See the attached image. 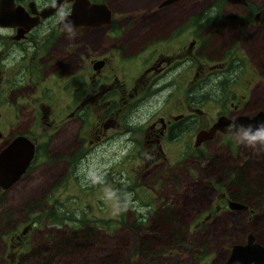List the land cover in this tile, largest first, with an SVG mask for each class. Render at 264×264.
Here are the masks:
<instances>
[{
  "label": "flooded vegetation",
  "instance_id": "af4514ba",
  "mask_svg": "<svg viewBox=\"0 0 264 264\" xmlns=\"http://www.w3.org/2000/svg\"><path fill=\"white\" fill-rule=\"evenodd\" d=\"M56 1L0 0V154L5 158V149L17 138H23L32 146L31 157L23 171L13 182L4 187L0 185L1 202L14 187L26 196L32 176H36L37 160L53 158L49 151L57 149V140L64 134L63 129L69 120L78 122L79 126L85 125L92 107L95 122L91 133L96 134L95 140L112 130V126H117L119 119L124 121L123 133L129 136L135 130L133 121L136 119L133 118H137L141 109L149 106L151 101L158 102L157 97L168 86L173 88L172 95L161 103L157 111L151 112L153 114L143 121L144 126L140 128L147 148L146 155L153 157L149 158L150 164H155L162 154L163 144L172 143L183 133H194L193 147L196 150L213 140L215 135L250 140L246 138L244 126L230 123L215 129L210 138L196 141V134L207 131L218 118L224 117L232 122L237 117H251L263 111L257 104L260 97L249 98L251 105L244 111L242 106L247 98L243 95L237 98L235 93H229L228 87L231 83L233 85L237 76L235 71L230 70L234 68V63L238 68L241 65L231 49L232 44L224 47L216 57L209 58L215 48L216 37L200 33L214 27L209 25L216 21L197 18L192 13L182 19V9L189 5L192 10L196 7V0H86L91 5L104 7L109 13L108 19L100 17L94 21L95 25L68 28L62 26V19L70 14L73 0L64 1L50 11ZM134 1H146V4L134 5ZM214 1L210 0L207 11L215 9ZM216 1L222 3L221 11L224 7L242 8V13L232 16L238 20L236 36H241L245 28L260 23L262 10L253 8L248 0H244L245 5ZM140 11L145 12L141 14ZM202 22V29L199 30ZM248 31L242 37L246 38ZM214 32L215 29L211 33ZM228 41H231L230 38ZM240 45L245 49L241 42ZM157 46L167 48L168 52H157ZM208 52H211L210 55ZM252 69L260 71L255 61ZM182 71H186L183 99L173 94L180 87ZM57 100L59 103H56ZM210 104L214 105V113L207 117L200 107L212 109ZM177 108L182 110L176 111ZM159 111L161 113L158 114ZM128 119L131 122L125 123ZM39 122L44 126L41 127ZM84 140V132L79 137L78 132L74 134L72 156ZM126 141L134 146L139 143L129 137ZM18 151L14 153L16 156L20 155ZM244 154L245 157L249 155L248 151ZM23 155L24 152H21ZM57 156L61 157L60 154ZM58 157L54 158L56 162L67 161L69 164L70 157L67 160ZM253 162L252 158H244L241 166L234 165L228 170L229 178L233 180L237 172H246V167L252 166ZM1 167L3 182L6 180V169L3 165ZM64 173L63 166L56 180L64 179ZM224 190L216 198V211L221 204L229 209L227 202L232 200L230 194L236 193ZM34 195L35 189L29 192L31 198ZM242 205L248 213L253 212L248 205ZM170 210L171 207L166 206L159 209L163 214ZM24 218L9 237L14 240L11 247L19 251L29 244L33 230V218ZM12 226L15 227V224ZM260 227L259 239L253 241L264 252V226ZM91 235L94 236L93 231ZM85 239L89 237L85 236ZM95 240L84 242L82 238L74 248L90 247L89 243ZM13 260L11 256L9 264ZM226 264L238 262L226 261Z\"/></svg>",
  "mask_w": 264,
  "mask_h": 264
},
{
  "label": "rangeland",
  "instance_id": "374dc122",
  "mask_svg": "<svg viewBox=\"0 0 264 264\" xmlns=\"http://www.w3.org/2000/svg\"><path fill=\"white\" fill-rule=\"evenodd\" d=\"M248 1L262 13L260 23L245 28L241 36H236L238 20L232 17L242 13L240 7H224L221 11L222 3L217 2L215 9L209 12L206 6L210 0H196L192 10L189 5L182 9V19L192 13L197 18L216 21L209 25L214 27L200 33L216 37L212 54L208 52L209 58L216 57L224 47L232 44L231 49L241 65L238 68L234 63L230 70L237 76L228 87L229 93H235L237 98L240 95L247 98L242 106L244 111L251 105L249 98L260 97L257 104L264 111V0ZM141 2L146 4V1H138L134 5ZM144 12L140 11L141 14ZM204 22L199 24V30ZM213 29L215 32L211 33ZM247 30L246 38L242 37ZM157 47V52H168L167 48ZM248 54L260 71L252 69L254 61ZM185 76L186 71H182L180 87L173 93L182 99L186 89ZM172 90L168 86L157 97L158 102L153 100L141 109L137 118H133L136 119L133 121L135 130L129 136L123 133L124 121L119 119L117 126H112V130L95 140L96 134L91 133L95 122L92 107L85 125L68 121L64 134L57 140V149L49 151L53 158L37 160L36 176H32L26 196L14 187L4 201H0V264H9L11 256L14 258L11 264H226L232 245L244 243L248 234L258 241L262 232L260 226H264V144L246 147L242 137L215 135L213 140L196 150L194 133H183L172 143L163 144L162 154L155 164L149 163L151 155H146L140 128L153 114L151 112L157 111L172 95ZM210 105L212 109L200 107L207 117L214 113V105ZM129 122L130 119L125 123ZM39 125L44 126L42 122ZM76 132L78 137L84 132L86 140L72 156ZM261 136L264 131L256 137ZM127 137L139 143L134 146L126 141ZM244 151L249 155L245 157ZM59 154L61 157L57 156ZM55 157L66 160L70 157L69 164L67 161L56 162ZM244 158H252L254 162L246 167V172H239L237 184L255 192L262 188L260 195H250L242 202L253 212L248 213L242 208L229 210L225 204L216 211V198L226 191L224 188L229 192L236 191L237 187L240 189L229 183L228 170L234 165L241 166ZM63 166L65 178L56 180ZM33 189L35 195L31 198L29 192ZM165 206L171 210L163 214L159 209ZM51 210L56 215L53 217L56 222L48 215ZM25 216L33 218V230L29 244L19 251L11 247L14 240L9 237ZM171 226H178L179 238L171 236ZM147 232L150 249L153 252L159 250L143 256L135 251V238ZM72 237L76 240L82 237L84 242L96 240L89 243L90 247L74 248L76 242L71 241ZM55 243L59 245L58 252H52Z\"/></svg>",
  "mask_w": 264,
  "mask_h": 264
},
{
  "label": "water",
  "instance_id": "95a60500",
  "mask_svg": "<svg viewBox=\"0 0 264 264\" xmlns=\"http://www.w3.org/2000/svg\"><path fill=\"white\" fill-rule=\"evenodd\" d=\"M64 1L71 0H58L52 6L51 10L56 9ZM228 4H239L245 5L244 0H224ZM19 14V13H18ZM2 15V14H1ZM109 13L102 6L91 5L86 0H73V5L69 15L63 17L62 26L65 28L77 26V25H95L94 21L102 17L103 20L108 19ZM22 17V16H20ZM10 18H13L10 16ZM233 123L234 126L242 125L246 128V138L254 137L260 130H264V112L259 111L251 117L240 116L235 118L232 122H229L224 117L218 118L216 123H214L207 131H201L196 134V141H201L203 139L210 138L215 129H221L227 124ZM232 132V130H231ZM22 146L26 148L18 149ZM5 158L0 154V185L6 186L13 182L23 171L25 165L31 157L32 146L25 141L23 138H17L10 143L5 149ZM20 151V155L16 156L14 153ZM18 151V154H19ZM21 152L24 155L21 156ZM4 166L6 169L5 181H1V171ZM14 168V171L11 170ZM4 178V177H2ZM227 207L230 210L243 208L244 205L228 200ZM228 263L237 261L238 264H264V252L263 248L253 241L251 235L246 236V241L243 244H234L230 247L229 254L226 260Z\"/></svg>",
  "mask_w": 264,
  "mask_h": 264
},
{
  "label": "trees",
  "instance_id": "16d2710c",
  "mask_svg": "<svg viewBox=\"0 0 264 264\" xmlns=\"http://www.w3.org/2000/svg\"><path fill=\"white\" fill-rule=\"evenodd\" d=\"M218 1H214V3L216 4ZM223 171V170H222ZM239 173L237 172V174L235 175V177L233 178V180H230V184H234L236 186H239L240 189H238L237 187V190L234 191L236 193H231L230 194V197L232 200H235V201H240V202H246V200L248 199V196L250 195H253V194H256V195H260L261 192H262V188L260 190H257L256 192L254 190H251L249 188H247L246 186H243L242 184H237V181H238V178H239ZM224 178L226 177L225 175H223ZM256 177V176H255ZM239 192V193H238ZM48 215L52 218V220L54 221L55 219L53 217H56V215L50 211L48 213ZM172 223H174L173 220H171ZM56 222V221H54ZM178 226H171V236L172 237H175V239H177V237L179 238L180 236L177 235L176 233V228ZM149 232L147 233H144V234H141L139 236H136L135 238V251L137 254H142L143 256L147 255V253L149 254H155L157 252V250L159 249H155L154 252L150 249V246L148 245V237H149ZM82 239V237H79V240H76V238H71V241L72 242H76L78 243V241H80ZM76 240V241H74ZM64 241V240H63ZM71 243V242H70ZM58 243H55L53 244L54 246L52 247V252H58V248H59V245H57ZM69 245V244H68ZM156 251V252H155Z\"/></svg>",
  "mask_w": 264,
  "mask_h": 264
},
{
  "label": "clouds",
  "instance_id": "9594fccd",
  "mask_svg": "<svg viewBox=\"0 0 264 264\" xmlns=\"http://www.w3.org/2000/svg\"><path fill=\"white\" fill-rule=\"evenodd\" d=\"M246 147H255L257 144H264V136L253 137L250 140H245L242 142Z\"/></svg>",
  "mask_w": 264,
  "mask_h": 264
}]
</instances>
